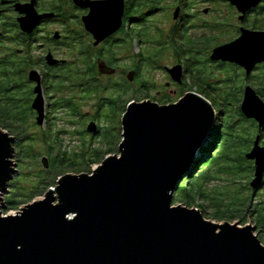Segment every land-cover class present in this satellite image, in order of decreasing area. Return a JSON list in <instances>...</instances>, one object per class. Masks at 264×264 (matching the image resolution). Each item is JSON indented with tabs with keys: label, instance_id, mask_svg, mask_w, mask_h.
I'll list each match as a JSON object with an SVG mask.
<instances>
[{
	"label": "water",
	"instance_id": "1",
	"mask_svg": "<svg viewBox=\"0 0 264 264\" xmlns=\"http://www.w3.org/2000/svg\"><path fill=\"white\" fill-rule=\"evenodd\" d=\"M74 1L79 8L92 9L84 25L95 45L121 29L124 0L91 5ZM222 1L244 15L263 0ZM35 4L14 5L23 16L18 24L24 35H32L41 21L53 17L39 15ZM179 15L177 8L175 21ZM210 60L234 63L250 73L264 62V33L242 31L234 42L214 48ZM46 62L50 67L59 63L50 54ZM167 72L182 83L181 65ZM28 81L36 84L31 109L40 127L46 118L42 77L31 71ZM240 111L263 127L264 103L251 88ZM216 119L212 104L193 92L166 106L151 101L128 104L118 156H106L91 175L58 178L43 200L15 215L0 213V264H264L256 228L213 224L198 210L173 204L177 185L198 160ZM87 132L95 135L96 123H90ZM15 141L0 129V204L17 172L12 160ZM245 158L255 162L250 188L256 193L264 180L259 137ZM41 164L49 169L48 158Z\"/></svg>",
	"mask_w": 264,
	"mask_h": 264
},
{
	"label": "trees",
	"instance_id": "2",
	"mask_svg": "<svg viewBox=\"0 0 264 264\" xmlns=\"http://www.w3.org/2000/svg\"><path fill=\"white\" fill-rule=\"evenodd\" d=\"M187 1L178 0V3L184 2L186 5L180 6L187 10ZM2 2L3 0H0V129L7 130L17 140L15 146L18 148L20 157H22L21 163L38 158L33 149L38 142L44 144L49 157L53 153L57 154L54 158L51 157V161L48 158L49 170L52 167L55 175L50 177L49 170L43 171L37 179L35 189L29 195L21 193L17 186L11 191V196L7 199V207L4 210L10 212L18 210L21 205L29 204L33 198L42 193L43 189L46 188L47 190L53 187L64 171L89 172L92 165L102 163L104 158L112 153V144L119 143L120 137L116 139L114 136L111 140L107 134L101 132L100 137L103 141L100 143L103 146L104 142L110 144V149L93 148L91 144L85 146L79 153L73 152L69 154L63 150V145L59 140V133L52 129L53 124H50L48 130L46 129L42 132L41 138L29 134V130L35 127L36 124L33 123L35 114L31 109L32 92L30 83L27 80V69L30 65L27 58L35 51L36 44L19 36L15 19L14 17L6 16L2 8ZM135 2L129 5V15L131 17L129 21H135L139 28H143V31H139V28L135 30L139 31V34H135L133 40L143 39V37L147 36L149 28L144 23L160 10V5L156 0H135ZM151 4L157 5L154 11L150 9ZM140 6L141 8L145 6L148 10L146 16L138 14L137 10ZM145 8L142 9V12L146 10ZM182 16L171 31L170 36L173 48L180 50V58L182 61L185 60L188 70V76H184L183 81V88L188 90L179 99L195 89L197 91L196 94L204 97L214 106L210 99V92L213 90L208 84L209 75L198 70L199 67L196 68L197 62L193 60L194 54L197 53V48L199 47L200 49L203 42H195L187 36L188 29H186V24L189 23V16L187 13ZM62 71L69 77L75 88L80 87L81 76L83 79L81 70L71 68ZM218 72L223 73V70H218ZM63 77L62 75L61 79L57 80L55 79L56 77H49L48 75L44 84L48 92L60 96L54 101L56 103H54L53 109H56L55 106H60L70 111L75 99L68 100L64 98ZM233 94L231 93V101L220 100L221 114L219 115L218 123L216 122L214 127L217 142L209 144V147L204 149V155L197 161L194 170L192 169L181 185L176 188L174 198L190 209L194 208L200 212L203 211V213H206L205 209L207 204L210 203L211 208L214 209V218L218 220L239 219L245 221V218H251L258 227L260 236L264 237V192L263 195L254 199L248 184H245V186L239 185V188L235 187L242 183L240 181H246L251 178L250 163L246 161L245 155L249 151L248 147L256 133L252 132L247 121L242 117L238 107L240 101ZM170 100V98L166 97L159 105L166 106L176 103ZM127 104H125L122 115L126 112ZM232 106H234V110H230ZM70 112L72 113L73 111L71 110ZM76 112L77 110H74L75 114L72 113L75 117L78 116ZM29 149H33V152L29 151ZM221 175L230 178L228 184L220 189L209 188L212 182L222 181ZM244 192L246 193L245 195H243Z\"/></svg>",
	"mask_w": 264,
	"mask_h": 264
},
{
	"label": "rangeland",
	"instance_id": "3",
	"mask_svg": "<svg viewBox=\"0 0 264 264\" xmlns=\"http://www.w3.org/2000/svg\"><path fill=\"white\" fill-rule=\"evenodd\" d=\"M187 1V0H184ZM190 3V0L187 2ZM160 10H158L153 16L149 17L148 19H150V23L149 26L150 28V36H146L143 39H140L139 41L145 42V44L147 43V45L145 44H137L136 40H135V45H132V42H129V47H133L132 50H129L128 52L126 51H122L119 50L118 52V57L121 59V68L122 70L120 71L119 75L114 77L113 81H116L117 83L119 82V88L117 91L116 88V94L113 96V94H111V90H107L106 89V93L104 92L103 86L102 89L99 88L98 94L99 96H104V98H102L101 102L99 103L100 106L103 107V111H102V115L103 117H101L98 120V132L93 135L87 132V127L90 124V120H89V114L93 113L92 107L95 104L93 100L91 99H86V97H84L79 90H75V91H71V92H67L65 93V95L63 94V96H68L70 99H75V102L73 106H71V110L73 111L72 113H74V110H77L76 114L78 115L77 117L73 116V114L69 111H67L66 109H63L61 111L56 112L53 116L50 115L48 123H46V118H45V122L43 126H38L36 124V117L37 115H34L33 118V123L36 124L35 127H33L32 129L29 130V134L31 136H36L37 138H41L42 137V132L44 130H48V127L50 126V124L52 125V129L59 133V140L61 142V144L63 145V150L67 151L69 154L73 153V152H77L79 153L85 146L91 145L93 146V148H100L102 150L104 149H110L111 146L110 144H106V142H104V146L100 143L102 140V138L100 137V134H107L109 136V138L112 140V138L115 136L116 139H118L120 137V141L119 143L116 144H112V153L108 154L107 156H118L120 154L119 151V145L122 141V126H121V121H122V112L123 109L125 107V104L132 103V102H138L139 99L141 98V95L143 94H136L135 96V91L138 88L135 87L133 88L134 90L131 92H127L126 86L127 84L123 81V79H126V75L127 73L131 70L129 69L132 64L134 63V57L133 55H143L146 53V55L148 56L147 53H150V56H153L155 54L159 55L161 54L160 58H159V63L157 66H151V67H146L145 70L143 71L144 74V79L147 80V82L150 85V92L149 94L152 96H157V92H162V94H165L166 97L170 98L172 102H177L179 100V97L182 96V94L185 93L186 90L188 89H184L181 88V90L178 87L172 86L171 88H165V83L170 82L168 75L166 74V72L164 71V68H173L174 66H176V57L174 55V50H176L177 56L180 57V50H177V48H173V44L169 41L170 40V36H171V31L173 30L174 26L177 25V23L179 22L180 18L183 17H179V19L177 21L174 20L173 15L176 11L177 6L180 5H186L184 2L183 3H178V0H162L160 2ZM157 8V5L151 4L150 9L151 11H154ZM184 10V8H183ZM206 11V12H205ZM184 13H187L189 17H192V15L194 16L192 19L189 18V23L186 24V29H188L187 31V36L189 38H192L193 41L195 42H203L200 49L199 47L197 48V53L194 54V58L193 60H195L197 62V67L198 70L207 73V75L210 76V73H214V79H220L223 80L224 79V75L221 72H218V70H223L224 72H226L225 68H216V66L211 65V63H207L205 60V58L207 57V53L209 51H211L212 48L222 45L224 43H226L228 40L232 39L233 37V28H226L225 24L226 22L230 21V24H235L237 23V19L234 20L232 18V12L229 8V6L225 3V2H220V0H218L217 2L213 1V0H191V5L189 7V9H185V11L182 13L184 15ZM236 16V15H235ZM209 22V23H208ZM213 24V29L209 30L208 29V24ZM224 24V26H223ZM222 25V26H221ZM216 26V27H215ZM215 27V28H214ZM132 26L130 27L131 30ZM139 28V25L136 24L135 25V30H137ZM57 29V28H56ZM54 30V28H53ZM137 33L139 31H136ZM209 38V39H208ZM212 40H211V39ZM138 41V42H139ZM149 44V45H148ZM196 47V46H195ZM205 50L208 51L207 53H205ZM35 52L39 53V49L38 47H35ZM200 52V53H198ZM206 56V57H205ZM204 58V59H203ZM183 59V58H182ZM148 60V59H147ZM139 61V60H138ZM143 61V60H142ZM142 61L140 63H142ZM158 62V61H157ZM182 64L181 66L183 67V75L184 76H188V70H187V64L185 62V60L181 61ZM194 64H196L193 61ZM152 64V63H151ZM150 64V65H151ZM193 64V65H194ZM146 65V64H145ZM144 66V65H143ZM154 67V68H152ZM188 68L190 69V66L188 65ZM127 69V71L125 70ZM41 73V72H40ZM42 74V73H41ZM122 76H124V78H122ZM183 76V78H184ZM216 79L213 81L210 80L211 83L216 84V88L223 90L225 88V86H222V84H218L216 83ZM76 81V80H73ZM103 84H107L104 80ZM189 84V82H188ZM86 85V84H85ZM136 86V85H135ZM31 87V85H30ZM34 87V85H33ZM129 91V89H128ZM193 93H196L197 91L195 89L192 90ZM220 93V91H219ZM215 96L213 94V92L211 91V101L214 104V109L216 111V122L218 123V119L220 118V114H221V108L219 106L220 100L218 99V94ZM51 93L46 92L44 95L45 98V105H47V100L49 101V97H51L50 95ZM186 95V94H185ZM184 95V96H185ZM86 96H88V94H86ZM52 97H54L55 99L59 98L60 96H56L52 94ZM143 99V98H141ZM166 99V98H165ZM141 101V100H140ZM127 104V105H128ZM240 107V106H238ZM80 108V109H79ZM127 109V108H126ZM70 110V111H71ZM230 110H234V106H232L230 108ZM75 114V113H74ZM95 116L100 117V111L98 110V112L92 115L91 118H94ZM216 125V123H215ZM215 127V126H214ZM100 128V129H99ZM5 133H8L7 130H2ZM102 132V133H101ZM121 132V134H120ZM9 134V133H8ZM120 134V136H119ZM10 135V134H9ZM16 140V139H15ZM213 142H217V136L215 133V130L213 128V130L211 131L210 135L208 136V138L206 139V141L204 142L200 152H199V158L197 161L200 160V158H202V156L204 155V149L209 147V144L213 143ZM17 143V140L14 142V149H15V153L13 154V162L14 164L17 165V172L14 175L13 180L9 183L8 185V189L5 192V194L3 195V201L0 204V213L3 216H8V215H15L17 212H19L21 209H23L25 206L33 203L34 201H40L43 200L48 192L49 189H55V187L57 186V183L53 186L50 187L46 190L43 189L41 192V194L35 198L32 199V201L27 204V205H21V207L18 210L15 211H10V212H6L4 211L5 208L7 207V199L11 196V191L14 190L17 186V188L20 189V192L25 194V195H29L36 187L37 185V179L39 176H41L40 174H42L43 171H46V169H44V167L41 164V160L46 157V158H50L51 161V157H55V155H57L56 153H53V155H51L49 157V155L46 153V147L44 146V144H42L41 142H38L35 145L34 152L35 154H37L38 158L35 160H28L24 163L22 162V157H20V153L18 151V148L15 146ZM219 144V141H218ZM33 149H29V151L33 152ZM197 161L191 166L188 174L190 173V171L195 168V165L197 163ZM101 164V163H100ZM100 164H96V165H92L91 169L89 172H81L78 173V171L76 170H66L64 171V173L62 174L63 177L64 175H75V176H79L82 174L85 175H91L92 172L100 165ZM199 168V167H198ZM197 168V169H198ZM49 170V169H48ZM50 172V177L55 175V171L54 169L51 167V169L49 170ZM222 181H214L209 185V188L212 189H220L222 188L224 185L228 184L229 181V177L228 176H224L221 175ZM51 179V178H50ZM49 179V180H50ZM183 182V181H182ZM180 182L177 187L179 185H181ZM242 182L241 184H238L237 188H239V185L245 186V184H248V187L250 188V183L252 182L250 179L248 180H242L240 181ZM239 183V182H238ZM234 187V189H235ZM233 189V190H234ZM260 189V188H259ZM259 189L256 192V196L254 195V199H257V197L263 195V189L262 191H259ZM176 194V193H175ZM246 193L244 192L243 195H245ZM249 194V192H248ZM55 196H57L55 194ZM256 197V198H255ZM20 200V198H19ZM174 206H183V207H187L184 204H182V202H178L175 198H174ZM188 209H190L189 207H187ZM197 210V209H196ZM206 213L204 214L203 211L200 212L202 214V216L205 218V220L213 223V224H218V225H222L225 223H230V224H236L239 227H247L250 226L252 228H256V232L255 235L257 236V238L262 242V244L264 245V237L260 236L259 234V229L258 227L255 225L253 219L251 218H245V221L239 220V219H235V220H228V219H224V220H218L214 218V209L211 208L210 203L207 204L206 207Z\"/></svg>",
	"mask_w": 264,
	"mask_h": 264
},
{
	"label": "flooded vegetation",
	"instance_id": "4",
	"mask_svg": "<svg viewBox=\"0 0 264 264\" xmlns=\"http://www.w3.org/2000/svg\"><path fill=\"white\" fill-rule=\"evenodd\" d=\"M108 1L110 0H83L82 2L91 5L93 3H103ZM156 1L159 5H161L160 2L162 0H156ZM213 1L216 2L218 0H213ZM30 2L31 0H3L2 2V8L6 13V16L14 17L16 25L18 27L19 36H22L24 40L27 39L26 41L35 42L36 44L35 47H38L40 51L39 53L33 51L30 54V56H28L27 58L28 59L27 61L30 64L27 69V80H28V75L31 71H38L39 73L41 72L42 74L40 73V75L42 77V89H43V93L45 94L46 92H48L44 84L46 80V76L48 75L49 77L54 76L56 77L55 79L59 80L63 75L64 77L62 79L64 81V88H65L64 95L65 93L71 92L72 90L73 91L79 90L80 93L84 97H86V99L93 100L95 104L92 107L93 113L89 114L90 115L89 120L90 123H96V125H98V120L102 117V111H103V107L100 106L99 103L101 102L102 98L105 99V97L99 96L97 90H99V88L102 89L103 86L104 92L107 89V90H111V94H113V96L116 94V88L118 91L120 83L119 82L117 83L116 81L113 80L114 77L118 76L120 71L122 70L121 62H120L121 59L118 57V52L119 50L126 52L132 50L133 47H129V42L131 41L132 45L134 46L135 45L134 44L135 40H133L134 36L135 34H139V32L137 33L135 31V25L137 23L135 21L133 22L129 21L131 20V17L129 15V5L131 3H134L135 0H124V15L122 17L121 29L111 37L107 38L105 41L101 42L99 45H95L96 41L94 39V36L86 30L84 25V19L91 16L92 9L90 7H86L85 5L82 8L77 7L74 0H36L35 8L38 14L39 15L50 14L53 15V17L41 21L32 35H24L20 31L18 24V20L21 19L23 16L15 12L14 5L17 3H21L25 5V4H29ZM220 2H225V1L220 0ZM225 3L229 6L232 15H234L232 16V18L234 20L237 19V23L230 24L229 23L230 21L226 22L225 24L226 28L234 29L233 37L232 39L228 40L226 43L222 45L230 44L235 40H237L241 36L242 31L264 33V0L261 1L256 8L250 9L244 15L239 13L235 7L230 5V3L228 2ZM190 5H191V0L190 3L187 4L188 9ZM144 8L145 6L142 8L140 6V8L137 10L138 14H144V16H146L148 14V10L145 8L146 10L142 12V9ZM177 8H180L179 17H181L183 15L182 14L183 8L181 6H177ZM193 17L194 16L192 15V17L189 18L192 19ZM146 21L147 22H145L144 24L146 27L149 28L147 36H150L151 27L149 26V23L151 21L150 19ZM213 24L214 23L212 24L210 23L207 25L209 30L213 29ZM131 26L132 28L130 30ZM139 31H143V28H139ZM55 34H59V39L57 40L54 39ZM139 40L140 39L136 40L137 44L139 43L141 45L145 44V42ZM169 41L171 42V39ZM145 45H147V43ZM214 48H212L211 51L209 52L205 50V53L208 52L207 57L205 56L206 57L205 61L207 63H211V65L214 64V66H216V68L218 69L222 67L225 68L226 72L223 71V74H225L223 80L215 78L216 83L225 86L223 90H221V88L220 89L216 88V84L210 82V80L211 81L215 80L213 78L215 76L214 73H210L208 84H210V87L213 90L212 91L213 94L216 96L217 93H219L220 91V93L217 96L219 100L231 101L232 100L231 93H234L233 95L240 101L239 106H241V104L245 99L246 90L248 88H251L256 94V96L264 103V62L255 65L253 70L250 73H248L244 67H241L234 63L221 62V61L212 62L210 60V56ZM49 54L52 55V57L56 61L59 62L57 65L53 67L48 66L46 62V57ZM147 54L148 56L146 55V53L143 55H139V54H137L136 56L133 55L135 61L132 64V66L129 68L131 70L127 73L126 79L125 80L123 79L122 82L123 83L125 82L127 84L126 89L128 93L129 92L132 93V91L134 90L133 88L137 87L138 89L134 90L135 96L138 93L143 94L141 95V98L143 99L140 98L139 101L136 103L151 101L153 103L161 104L162 101L165 100L166 95L162 94V92L160 91L157 92V96L150 95L149 92L151 88L147 80L144 79V74H143V71L147 66L151 67L158 65L161 54L159 55L155 54L153 56H150L149 55L150 53ZM174 55L176 57V66L181 65L182 60L179 56H177L176 51L174 52ZM141 61L142 63H140ZM71 68L79 69L83 73L82 74L83 79L81 76V82L79 88H75L73 83L70 81L69 77L66 76V74H64V71H62V70H69ZM167 69L170 68H164V71L168 75L170 82L165 83V88H171L172 86H175L181 90V88H183L184 85L183 82L184 78L181 84L174 82L171 79L170 75L168 74ZM125 70L127 71V69ZM103 72H110V73L105 74ZM122 78H124V76H122ZM104 80L107 84H103ZM30 85H31L32 102H33V100L36 97L35 94L33 93L36 84L30 83ZM86 94H88V96H86ZM50 95L51 97H49V101L47 100L46 111H45L46 123H48L50 115L53 116L56 112L59 113V111L65 109L60 106H55L57 110L56 109L54 110L53 105L54 103H56L54 101H56L57 99L52 97V93ZM64 98H67L68 100L70 99L68 96L67 97L64 96ZM66 110L69 111L68 109ZM98 110L100 111V117L97 118V116H95L94 118H91L92 115L95 113V111L97 113ZM33 112L35 115H37L35 111ZM242 117L244 118L245 121H247V124L251 127L252 132L256 133L255 137L252 140V143L248 147L249 151L247 153H249L253 149L254 142L258 137L260 138V146L264 148V125L262 128H260L259 123L256 122L255 120L247 119L243 115ZM246 161L250 163V171L252 172L250 180L252 181L255 175V162L247 159ZM249 189L251 194L256 196V193L251 188ZM262 189L264 191V180L259 191H262Z\"/></svg>",
	"mask_w": 264,
	"mask_h": 264
},
{
	"label": "bare ground",
	"instance_id": "5",
	"mask_svg": "<svg viewBox=\"0 0 264 264\" xmlns=\"http://www.w3.org/2000/svg\"><path fill=\"white\" fill-rule=\"evenodd\" d=\"M11 136V135H10ZM13 148H14V146H13Z\"/></svg>",
	"mask_w": 264,
	"mask_h": 264
}]
</instances>
